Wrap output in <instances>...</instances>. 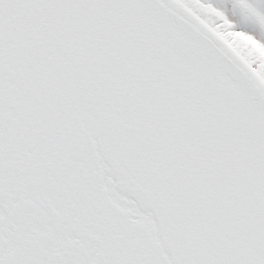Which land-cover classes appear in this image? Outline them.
<instances>
[{
	"label": "snow or ice",
	"instance_id": "obj_1",
	"mask_svg": "<svg viewBox=\"0 0 264 264\" xmlns=\"http://www.w3.org/2000/svg\"><path fill=\"white\" fill-rule=\"evenodd\" d=\"M0 264H264V0H0Z\"/></svg>",
	"mask_w": 264,
	"mask_h": 264
}]
</instances>
